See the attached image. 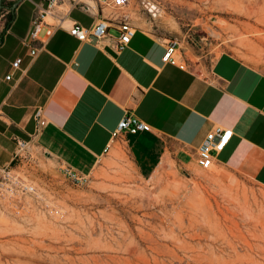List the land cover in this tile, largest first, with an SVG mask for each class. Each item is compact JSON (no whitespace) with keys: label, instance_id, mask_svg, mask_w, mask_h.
<instances>
[{"label":"crops","instance_id":"obj_1","mask_svg":"<svg viewBox=\"0 0 264 264\" xmlns=\"http://www.w3.org/2000/svg\"><path fill=\"white\" fill-rule=\"evenodd\" d=\"M14 19L0 22V168H18V140L30 141L39 158L92 174L104 159L124 149L144 177L162 162L197 164V149L216 127L233 134L217 153L225 166L264 185V66L224 50L188 68L164 60L167 42L138 26L129 46L118 52L117 26L98 41H83L68 28H55L37 54L31 40L34 2L3 0ZM12 3V6H8ZM87 11L70 1L57 8L89 27L111 16L110 7ZM40 43V42H39ZM37 42V44H39ZM22 57L18 69L13 62ZM13 72V77L7 75ZM43 106L46 125L37 133L35 113ZM127 112L151 130L113 137Z\"/></svg>","mask_w":264,"mask_h":264},{"label":"rangeland","instance_id":"obj_2","mask_svg":"<svg viewBox=\"0 0 264 264\" xmlns=\"http://www.w3.org/2000/svg\"><path fill=\"white\" fill-rule=\"evenodd\" d=\"M123 11L179 37L194 66L224 50L264 66V0H131ZM17 163L66 213L1 207L0 264H264V185L225 166L144 177L120 149L76 185L34 146Z\"/></svg>","mask_w":264,"mask_h":264},{"label":"built area","instance_id":"obj_3","mask_svg":"<svg viewBox=\"0 0 264 264\" xmlns=\"http://www.w3.org/2000/svg\"><path fill=\"white\" fill-rule=\"evenodd\" d=\"M67 1H70L72 5H81L90 12L102 11V7H110L112 13L111 16L102 17L89 27L82 26L76 21H71L67 14L57 12V8ZM130 2L131 0H40L34 2L36 15L33 19L32 38L29 41H24V44L29 46L31 53L35 55L47 42L43 38V34L50 37L57 27L68 28L69 32L80 40L94 41V38H97L98 41L107 37L110 27L115 25L119 30L115 45L118 52H121L129 46L137 31V26L123 11ZM9 12V8H4V6L0 9V22L6 19ZM165 39L167 50L164 54V60L179 64L182 68H188L190 66L188 61L181 59L180 53L184 48L182 40L179 37H166ZM37 42L40 43L37 44ZM22 61V57L17 58L13 62V68L18 69ZM13 74L11 72L7 75V79H11ZM35 120L37 133H40L47 123L43 106L37 109ZM147 130H151L149 123L141 120L132 112H127L120 120L118 127L113 131V137ZM232 134V129L224 127H216L209 131L197 149L198 165L204 169H210L217 165V153L225 148ZM31 148L30 141L19 139L16 156L21 158ZM62 172L76 185H84L90 178V174L81 172L70 165L62 166ZM150 177H153V175ZM4 206L26 213L41 211L56 218H63L66 213L63 207L49 197L45 189L38 186L35 181L22 173L17 167L12 166L0 168V208Z\"/></svg>","mask_w":264,"mask_h":264},{"label":"bare ground","instance_id":"obj_4","mask_svg":"<svg viewBox=\"0 0 264 264\" xmlns=\"http://www.w3.org/2000/svg\"><path fill=\"white\" fill-rule=\"evenodd\" d=\"M170 164H171V162L169 160L162 162L161 165L158 167L157 171H155V174L157 175L156 172H158V170H160V173H161L162 170H165L168 166H170ZM154 177L155 176H153V178ZM227 192H229V194L231 196H234V197L239 198V199L242 198V199H244L245 203H249V195L245 189L240 190L239 188L230 187L227 189Z\"/></svg>","mask_w":264,"mask_h":264},{"label":"trees","instance_id":"obj_5","mask_svg":"<svg viewBox=\"0 0 264 264\" xmlns=\"http://www.w3.org/2000/svg\"><path fill=\"white\" fill-rule=\"evenodd\" d=\"M5 1H3L4 3ZM6 5V3H4ZM8 6H12V3H9ZM14 19V13H13V10H11L9 12V14L7 15V21H6V26L9 27V25L11 24V22L13 21Z\"/></svg>","mask_w":264,"mask_h":264},{"label":"water","instance_id":"obj_6","mask_svg":"<svg viewBox=\"0 0 264 264\" xmlns=\"http://www.w3.org/2000/svg\"><path fill=\"white\" fill-rule=\"evenodd\" d=\"M4 6L3 0H0V9ZM94 41H97V38H94Z\"/></svg>","mask_w":264,"mask_h":264}]
</instances>
